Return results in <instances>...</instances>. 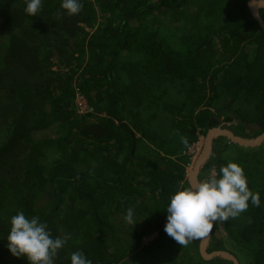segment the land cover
<instances>
[{
  "label": "trees",
  "instance_id": "1",
  "mask_svg": "<svg viewBox=\"0 0 264 264\" xmlns=\"http://www.w3.org/2000/svg\"><path fill=\"white\" fill-rule=\"evenodd\" d=\"M247 1L80 0L69 16L42 0L30 17L25 0H0V264H28L6 248L17 212L66 240L53 264L78 251L92 264H164L153 254L170 196L190 187L181 154L218 124L264 132V35ZM77 93L90 112L78 113ZM223 99L220 121L210 109ZM262 153L214 141L204 170L237 163L261 206L214 224L207 253L264 264ZM201 238L168 239L179 250L167 263L232 264L203 260Z\"/></svg>",
  "mask_w": 264,
  "mask_h": 264
},
{
  "label": "clouds",
  "instance_id": "2",
  "mask_svg": "<svg viewBox=\"0 0 264 264\" xmlns=\"http://www.w3.org/2000/svg\"><path fill=\"white\" fill-rule=\"evenodd\" d=\"M42 0H25L24 12L33 17L41 7ZM80 0H61V8L67 15H77L81 10ZM187 147V140L182 138ZM261 206L259 193H253L247 184L243 168L235 162L222 166L217 177L210 178L195 187L178 188L170 196L166 208L164 232L179 245L206 236L214 224L228 221L245 212L249 203ZM129 226L139 221L129 208L124 216ZM6 248L11 256L26 259L28 264H53L54 258L66 240L53 237L47 225L39 217L29 219L17 212L10 220ZM71 264H92L82 252H74Z\"/></svg>",
  "mask_w": 264,
  "mask_h": 264
},
{
  "label": "water",
  "instance_id": "3",
  "mask_svg": "<svg viewBox=\"0 0 264 264\" xmlns=\"http://www.w3.org/2000/svg\"><path fill=\"white\" fill-rule=\"evenodd\" d=\"M247 8L264 35V21L260 16V11L264 9V0H248ZM220 138L226 139L230 143L242 148H256L264 143V132L256 138L244 139L238 135H235L229 129L223 128L221 124L209 129L204 138L203 152L196 162L193 171H191L187 177L190 187H195L197 184H199L198 176L211 158L214 141ZM210 234L211 230L206 236L202 237L199 242L198 251L201 258L205 261L219 258L232 264H239L238 260L228 252L215 251L207 253L206 249L211 238Z\"/></svg>",
  "mask_w": 264,
  "mask_h": 264
},
{
  "label": "rangeland",
  "instance_id": "4",
  "mask_svg": "<svg viewBox=\"0 0 264 264\" xmlns=\"http://www.w3.org/2000/svg\"><path fill=\"white\" fill-rule=\"evenodd\" d=\"M173 92L170 91L168 93V95H172ZM226 99H223L221 100L219 103L216 102L215 105H213L212 109H210V111L212 112V115L217 118L218 120H222L224 119L225 115H229L228 112H224V109H223V106H224V103H225ZM162 118L163 117H159V120L157 123H155V128L159 131H161L162 129ZM219 121V122H220ZM241 124H237V126H235V124L232 126V129L230 128V131L233 132L235 135H238L240 136L241 138H244V139H253V138H256V137H251L252 136V132H251V129L247 128L245 126V128L243 129V131H238L237 133V130L239 129V126ZM153 127V126H152ZM167 130V126L165 127V129L163 131ZM240 133V134H239ZM167 134V133H166ZM242 134V135H241ZM174 135V134H172ZM204 138L203 136H200L198 138V141L191 145L187 150L186 152L182 153L181 155H189L190 156V160H189V163L188 165H186L185 167V181L188 183L187 181V177H188V174L193 171L194 167H195V164L196 162L198 161L199 157L201 156L202 152H203V144H204ZM174 141V140H173ZM264 143L261 144L260 146L256 147L259 148H263L264 146ZM179 148V145L178 144H174L172 146V149H178ZM158 154V153H157ZM164 154V153H163ZM162 155H159L160 157H164ZM262 155H264V153H262ZM170 157V156H169ZM177 157V155H174V156H171V159H175ZM179 157V155H178ZM199 176H202V179L199 180V183L201 182H204L206 181L208 178L210 177H214L215 176V172H214V169H207V170H204V168L202 169V171L200 172V175ZM189 184V183H188ZM158 235L154 234V235H151L147 238H143L142 239V242H143V245L144 246H147L148 244L152 243V242H155V240L157 239ZM168 239H171V237H169L167 234L165 235L164 237V243L163 244H159L160 247L158 249H156V251L154 252V258L158 261V262H161V263H164V264H168V259L170 257H173V256H170V255H175L176 251H178L179 249L178 248H174L173 245H170L168 243ZM159 243V242H158ZM156 246H157V241H156ZM151 247V246H150ZM212 249L211 246H210V243H208V246H207V249L206 251ZM155 261V260H153ZM147 264H151V262L147 263Z\"/></svg>",
  "mask_w": 264,
  "mask_h": 264
},
{
  "label": "built area",
  "instance_id": "5",
  "mask_svg": "<svg viewBox=\"0 0 264 264\" xmlns=\"http://www.w3.org/2000/svg\"><path fill=\"white\" fill-rule=\"evenodd\" d=\"M76 106L78 108V113L83 114L84 112H90L87 102L85 101L84 97L80 94H76Z\"/></svg>",
  "mask_w": 264,
  "mask_h": 264
}]
</instances>
